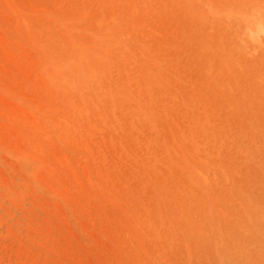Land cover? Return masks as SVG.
<instances>
[{"label":"rangeland","instance_id":"rangeland-1","mask_svg":"<svg viewBox=\"0 0 264 264\" xmlns=\"http://www.w3.org/2000/svg\"><path fill=\"white\" fill-rule=\"evenodd\" d=\"M141 263L264 264V0H0V264Z\"/></svg>","mask_w":264,"mask_h":264},{"label":"bare ground","instance_id":"bare-ground-1","mask_svg":"<svg viewBox=\"0 0 264 264\" xmlns=\"http://www.w3.org/2000/svg\"><path fill=\"white\" fill-rule=\"evenodd\" d=\"M209 6V5H208ZM146 8V7H145ZM169 9V8H168ZM19 10V9H18ZM228 11V10H227ZM32 13V12H31ZM34 13V12H33ZM36 13V12H35ZM54 13V12H53ZM52 13V14H53ZM36 15V14H35ZM119 15H120V13H119ZM141 15V14H140ZM240 15V14H239ZM37 16V15H36ZM254 16V15H253ZM35 17V16H34ZM48 17V16H47ZM50 17V16H49ZM183 18V17H182ZM147 19V18H146ZM256 19V18H255ZM182 20V19H181ZM245 21V20H244ZM260 21V20H259ZM139 22V21H138ZM247 22V21H246ZM61 23V22H60ZM125 24V23H124ZM123 25V24H122ZM149 26V25H148ZM151 26V25H150ZM151 28V27H150ZM137 30V29H136ZM123 35H125V34H123ZM131 38H133V36L131 37ZM145 40V39H144ZM70 40H68V42H69ZM71 42V41H70ZM127 42H128V40H127ZM142 42V41H141ZM182 43V42H181ZM70 44V43H69ZM76 45V44H75ZM81 46V45H80ZM132 46H134V45H132ZM114 49V48H113ZM219 60V59H218ZM129 61H130V59H129ZM206 61V60H205ZM132 62V61H131ZM49 64V63H48ZM130 64V63H129ZM120 65V64H119ZM136 72V71H135ZM50 83V82H49ZM6 88V87H5ZM188 88V87H187ZM26 90H27V88H25ZM38 90V89H37ZM61 90V89H60ZM23 91V90H22ZM18 92V91H17ZM25 92V91H24ZM36 92V91H35ZM28 94V93H27ZM79 94H80V92H79ZM16 95V94H15ZM18 96V95H17ZM33 96V95H32ZM42 96H43V94H42ZM90 96V95H89ZM16 97V96H15ZM95 97H97V96H95ZM21 98V97H20ZM70 99V98H69ZM98 99V98H97ZM30 100H31V98H30ZM72 100V99H71ZM70 101V100H69ZM26 103V102H25ZM96 105V104H95ZM37 106H38V108L40 107L38 104H37ZM78 107V106H77ZM25 108V107H24ZM44 108V107H43ZM102 108V107H101ZM115 108V107H114ZM114 108H113V110H114ZM102 109H104V107L102 108ZM11 110V109H10ZM86 109H84L83 111H85ZM8 112H9V110H7ZM6 111V112H7ZM115 111V110H114ZM103 112V111H102ZM102 112H100V113H102ZM34 113V112H33ZM82 114H83V112H81ZM47 114H49V112L47 113ZM51 114V113H50ZM49 114V115H50ZM72 114V113H71ZM70 114V115H71ZM96 114H98V113H96ZM33 115H35V114H33ZM46 115V114H45ZM48 115V116H49ZM81 115V114H80ZM100 115V114H99ZM106 115V114H105ZM27 116H28V114H27ZM36 116V115H35ZM77 117V116H76ZM79 117V116H78ZM81 117V116H80ZM99 117V116H98ZM103 117H104V115H103ZM37 118V117H36ZM107 118V117H106ZM132 118V117H131ZM95 119V118H94ZM100 119V118H99ZM14 120V119H13ZM39 120V119H38ZM71 120L73 121V119L71 118ZM104 120V119H103ZM45 121V120H44ZM52 121V120H51ZM5 122V121H4ZM80 122H82V121H80ZM83 122H85V121H83ZM103 122V121H102ZM43 123V122H42ZM58 123V122H57ZM70 123V122H69ZM20 124V123H19ZM41 124V123H40ZM13 125V124H12ZM105 125H106V123H105ZM113 125V124H112ZM10 126H11V124H10ZM73 126H75V125H73ZM78 126V125H77ZM3 127H5V126H3ZM48 127V126H47ZM54 127H56V126H54ZM87 127V126H86ZM120 127V126H119ZM5 128H7V127H5ZM60 128V127H59ZM75 128V127H74ZM112 128V127H111ZM9 129V128H8ZM120 129V128H119ZM139 129V128H138ZM23 130V129H22ZM28 130V129H27ZM42 130H44V129H42ZM46 130V129H45ZM75 130V129H74ZM90 130V129H89ZM92 130V129H91ZM11 131V130H10ZM76 131V130H75ZM102 131V130H101ZM120 131H122V130H120ZM16 132V131H15ZM24 132V131H23ZM26 132H28V131H26ZM31 132V131H30ZM59 132V131H58ZM20 134V133H19ZM29 134V133H28ZM37 134V133H36ZM64 134H66V133H64ZM73 134H75V133H73ZM80 134H82V133H80ZM9 135V134H8ZM22 135V134H21ZM83 135V134H82ZM44 136V135H43ZM62 136V135H61ZM70 136V135H69ZM84 136V135H83ZM135 136V135H134ZM133 136V137H134ZM211 136V135H210ZM21 137V136H20ZM30 137V136H29ZM35 137V136H34ZM60 137V136H59ZM62 137H64V136H62ZM9 138H10V136H9ZM15 138V137H14ZM69 138V137H68ZM83 138V137H82ZM94 138H96V137H94ZM135 138V137H134ZM3 139V138H2ZM30 139V138H29ZM98 139V138H97ZM122 139V138H121ZM120 139V140H121ZM59 140V139H58ZM71 140V139H70ZM75 140V139H74ZM108 140V139H107ZM8 141V140H7ZM60 141V140H59ZM82 141V140H81ZM87 141H88V139H87ZM86 141V142H87ZM203 141V140H202ZM78 142V141H77ZM110 142V141H109ZM195 142V141H194ZM6 143V142H5ZM83 143V142H82ZM94 143V142H93ZM200 143V142H199ZM204 143V142H203ZM65 144V143H64ZM8 145V144H7ZM18 145V144H17ZM72 145H74V144H72ZM86 145V144H85ZM92 145V144H91ZM94 145H96V144H94ZM137 145V144H136ZM5 146V145H4ZM105 146H106V144H105ZM107 146H108V144H107ZM110 146V145H109ZM171 146V145H170ZM201 146V145H200ZM214 146V145H213ZM10 147V146H9ZM15 147V146H14ZM26 147V146H25ZM30 147V146H29ZM75 147V146H74ZM93 147V146H92ZM97 147V146H96ZM120 147V146H119ZM136 147V146H135ZM193 147V146H192ZM202 147V146H201ZM10 148H12V147H10ZM31 148V147H30ZM108 148V147H107ZM121 148V147H120ZM21 149V148H20ZM44 149V148H43ZM78 149V148H77ZM105 149V148H104ZM193 149V148H192ZM12 150V149H11ZM19 150V149H18ZM74 150H76V147H75V149ZM122 150V149H121ZM25 151V150H24ZM63 151V150H62ZM79 151H81V150H79ZM92 151H94V150H92ZM96 151H98L97 149H96ZM107 151V150H106ZM215 151H217V150H215ZM19 152H20V150H19ZM19 152H17V153H19ZM44 152H45V150H44ZM122 152V151H121ZM135 152V151H134ZM193 152V151H192ZM13 153V152H12ZM52 153V152H51ZM90 153V152H89ZM96 153V152H95ZM107 153V152H106ZM142 153V152H141ZM210 153H211V150H210ZM14 154H15V152H14ZM99 154V153H98ZM115 154V153H114ZM113 154V155H114ZM140 154V153H139ZM214 154H216V153H214ZM104 155V154H103ZM129 155V154H128ZM136 155V154H135ZM144 155V154H143ZM168 155V154H167ZM169 155H170V153H169ZM168 155V156H169ZM176 155V154H175ZM177 155H178V153H177ZM206 155V154H205ZM35 156V155H34ZM95 156V155H94ZM124 156V155H123ZM127 156V155H126ZM137 156V155H136ZM139 156V155H138ZM187 156V155H186ZM204 156V155H203ZM52 157V156H51ZM59 157H62V155L61 156H59ZM118 157V156H117ZM119 157H121V156H119ZM118 157V158H119ZM134 157V156H133ZM171 157V156H170ZM8 158V157H7ZM46 158V157H45ZM48 158H50V157H48ZM74 158V157H73ZM72 158V159H73ZM76 158V157H75ZM80 158V157H79ZM88 158V157H87ZM86 158V159H87ZM102 158V157H101ZM110 158H111V156H110ZM206 158V157H205ZM216 158V157H215ZM41 159V158H40ZM43 159V158H42ZM77 159V158H76ZM85 159V160H86ZM92 159V158H91ZM97 160V159H96ZM116 160V159H115ZM114 160V161H115ZM121 160V159H120ZM123 160H124V158H123ZM127 160H130L129 158L127 159ZM18 161V160H17ZM48 161H50V160H48ZM82 161V160H81ZM94 161V160H93ZM102 161H104V162H106L105 161V159H103ZM125 161H126V159H125ZM176 161V160H175ZM188 161H189V159H188ZM211 161H213V160H211ZM22 162H24V161H22ZM87 162V161H86ZM95 162V161H94ZM97 162V161H96ZM109 162V161H108ZM15 163V162H14ZM27 163V162H26ZM48 163V162H47ZM54 163V162H53ZM82 163V162H81ZM84 163V162H83ZM121 163V162H120ZM86 164H90V163H86ZM85 164V165H86ZM104 164V163H103ZM122 164V163H121ZM124 164V163H123ZM139 164V163H138ZM145 164V163H144ZM144 164H143V166H144ZM216 164V163H215ZM27 165V164H26ZM35 165V164H34ZM70 165V164H69ZM68 165V166H69ZM111 166L113 165L112 163L110 164ZM131 165V164H130ZM146 165V164H145ZM27 166H29V165H27ZM54 166V165H53ZM71 166V165H70ZM80 166V165H79ZM78 166V167H79ZM24 167V166H23ZM26 167V166H25ZM35 167H37V165L35 166ZM66 167V166H65ZM102 167V166H101ZM110 167V166H109ZM120 167V166H119ZM130 167H132V166H130ZM231 167V166H230ZM27 168V167H26ZM38 168V167H37ZM49 168V167H48ZM81 168V167H80ZM103 168V167H102ZM123 168V167H122ZM134 168V167H133ZM47 169V168H46ZM45 169V170H46ZM60 169V168H59ZM77 169V168H76ZM75 169V170H76ZM111 169V168H110ZM115 169V168H114ZM135 169V168H134ZM185 169V168H184ZM41 170V169H40ZM52 170V169H51ZM69 170V169H68ZM70 170H71V168H70ZM74 170V169H73ZM81 170V169H80ZM85 170V169H84ZM198 170V169H197ZM95 171V170H94ZM107 171V170H106ZM127 171V170H126ZM133 171V170H132ZM147 171V170H146ZM25 172H27L26 171V169H25ZM82 172V171H81ZM98 172V171H97ZM97 172H95V173H97ZM113 172H115V171H113ZM118 172V171H117ZM124 172V171H123ZM134 172V171H133ZM206 172V171H205ZM42 173V172H41ZM64 173V172H63ZM68 173V172H67ZM95 173H94V175H95ZM107 173V172H106ZM125 173V172H124ZM126 173H128V172H126ZM44 176L46 175L45 173H42ZM55 174V173H54ZM118 174H119V172H118ZM121 174V173H120ZM130 174V173H129ZM132 174V173H131ZM226 174V173H225ZM66 175V174H65ZM68 175H69V173L67 174V177H68ZM87 175V174H86ZM135 175V174H134ZM136 175H138V174H136ZM56 176V175H55ZM71 176V175H70ZM69 176V177H70ZM73 176V175H72ZM76 176V175H75ZM89 176V175H88ZM103 176V175H102ZM125 176V175H124ZM30 177V176H29ZM79 177V176H78ZM84 177V176H83ZM104 177V176H103ZM105 177H106V175H105ZM210 177V176H209ZM32 178V177H31ZM63 178V177H62ZM77 178V177H76ZM80 178V177H79ZM110 178V177H109ZM114 178H115V176H114ZM127 178H129V176H127ZM227 178H228V176H227ZM82 179V178H81ZM129 179H131V178H129ZM73 180V179H72ZM109 180V179H108ZM163 180V179H162ZM59 181H61L60 179H59ZM66 181H67V179H66ZM80 181V180H79ZM104 182V181H103ZM111 182V181H110ZM109 184V183H108ZM95 185V184H94ZM105 185V184H104ZM163 185V184H162ZM203 185V184H202ZM45 186V185H44ZM58 186V185H57ZM159 187V186H158ZM189 191V190H188ZM160 192H163V191H160ZM162 194V193H161ZM113 200V199H112ZM123 200V199H122ZM121 200V201H122ZM166 201V200H165ZM126 202V201H125ZM120 203V202H119ZM129 204V203H128ZM164 206V205H163ZM132 209V208H131ZM174 209V208H173ZM128 210V209H127ZM170 210V209H169ZM133 212H135V211H133ZM169 212V211H168ZM137 213V212H136ZM138 215V214H137ZM141 218V217H140ZM173 234H174V232H173ZM183 234V233H182ZM191 252V251H190ZM191 257V256H190ZM141 264H143V263H141Z\"/></svg>","mask_w":264,"mask_h":264}]
</instances>
